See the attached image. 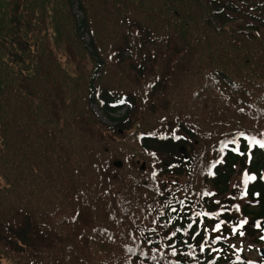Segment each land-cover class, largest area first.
Listing matches in <instances>:
<instances>
[{"label":"trees","instance_id":"obj_1","mask_svg":"<svg viewBox=\"0 0 264 264\" xmlns=\"http://www.w3.org/2000/svg\"><path fill=\"white\" fill-rule=\"evenodd\" d=\"M116 1L107 54L84 0H0V264H261L264 0Z\"/></svg>","mask_w":264,"mask_h":264},{"label":"rangeland","instance_id":"obj_2","mask_svg":"<svg viewBox=\"0 0 264 264\" xmlns=\"http://www.w3.org/2000/svg\"><path fill=\"white\" fill-rule=\"evenodd\" d=\"M63 1L64 0H58L59 4H57L55 2H53V4H49V6L51 5V7H50L51 9L44 8L47 11L44 14V16H46V17H44L45 19H42V22H41V24L39 26V29L41 31L40 35L44 34V29L48 26L49 21H52L51 17H49L51 15V13L53 15H55L56 17H60V18L64 17L63 13L61 12V10L64 9L63 8L64 7ZM84 1L86 3V7L88 9V17L91 19V21H90L91 24L90 25L93 26L94 30H97L96 36L98 35L97 37L100 40V44L102 46L106 47L105 51H106L107 54L109 53V51H111V52L114 51V49L119 47L118 37H115V34H116L117 31L120 30V28L117 26L116 20L113 19V18H114L115 15H117V11L119 12V10L117 8L124 9V6H128V5H126V3H125V5L119 6V4L117 3L116 0H110L109 2H107L106 0H84ZM116 3L118 4V6L115 5ZM74 11L81 15V11L79 10L77 4L75 5V10ZM37 16H38V14H37ZM63 31L67 32L68 30L67 29L64 30V27H62V32ZM117 33H119V32H117ZM84 37H85L84 41L87 42L88 39H89L88 34H85ZM65 43H67V45ZM63 44L65 46L64 47L61 46V48H63V55L64 56L62 57L61 60L64 63V66L65 67L68 66V61H69L71 56L73 58L74 57L78 58V57L84 56L85 61L87 63L86 67H85V73L88 76L90 74L91 70H92V66L93 65H92V62H90V60L86 56V53H87L86 50L83 49V48H79L77 45H75V46L71 45L69 40L63 42ZM68 45L72 46V48H68ZM59 46H60V44L58 45V47ZM103 81H105V79ZM121 82H123V80L120 79V78H117L114 83L117 85V84H119ZM125 84L127 85L126 82H125ZM47 89H49V88L44 87V92L43 93L47 94ZM92 107H93V111H95L96 115L98 116V118L103 123H106L108 126H112V125L115 124L114 121H111L110 119H108L107 117H105L102 114V112L100 111L99 107L95 103L92 104ZM85 136L88 137V134L85 133ZM195 143H197V142H193L192 144L189 143V145H186L188 147V155L190 153H192V151L196 150ZM222 155H223V153L220 152V156H222ZM186 159H188V158H186ZM220 160H221V157H218V158H215V159H211L210 162L208 163V165L206 166V169L203 172V174L207 173V168L209 166L211 167L213 165H216L217 163H219ZM115 161H121L122 165L124 164V162L122 161V159L120 157H117L116 159H114V162ZM185 161H189L187 163H193L191 161V159H188V160H185ZM140 163H145V165L147 164L146 161H144L142 159L138 160L137 165H139ZM190 167H191L190 164H186V166H182V167H180V169H184L186 171L187 170L189 171V170H191ZM116 168L122 169L123 167L121 166V167H116ZM161 168H163V166H161ZM169 168H171V166ZM57 169H59V168L57 167ZM167 172H169V171L167 170ZM161 178L166 179V177H161ZM172 180H173L172 178H168L166 181L170 182ZM147 184H148V181L145 180L143 182V184H139V185H136V186L143 189L144 185H147ZM71 205H73V204H71ZM130 205H131V202H130ZM139 208L142 211V210H145L146 207H144L142 205ZM138 218L139 217L136 218V221L138 220ZM90 221H91V219H87L86 223H88ZM124 244H125V240H124L123 237L118 238L117 240H115L112 243L113 252L116 254V256L118 258L120 257V249L124 246ZM154 254H156V253H154ZM250 258L259 260V258H262V257L259 256V255L254 254V257L250 256Z\"/></svg>","mask_w":264,"mask_h":264},{"label":"snow or ice","instance_id":"obj_3","mask_svg":"<svg viewBox=\"0 0 264 264\" xmlns=\"http://www.w3.org/2000/svg\"><path fill=\"white\" fill-rule=\"evenodd\" d=\"M257 143H259V142H257ZM260 146H261V147H264V143H260ZM250 179H255V177H250ZM204 215H207V213H204ZM221 223H222V222H221ZM188 227L191 228L192 225L189 224ZM219 229H220V224H217L215 230L218 231ZM173 235H175V233H173ZM174 254H175V253H174Z\"/></svg>","mask_w":264,"mask_h":264}]
</instances>
